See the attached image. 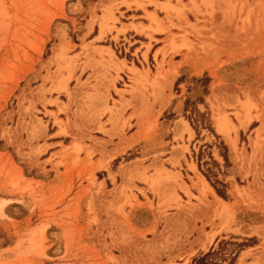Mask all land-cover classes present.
Masks as SVG:
<instances>
[{
	"label": "rangeland",
	"instance_id": "rangeland-1",
	"mask_svg": "<svg viewBox=\"0 0 264 264\" xmlns=\"http://www.w3.org/2000/svg\"><path fill=\"white\" fill-rule=\"evenodd\" d=\"M201 258L264 264V0H0V264Z\"/></svg>",
	"mask_w": 264,
	"mask_h": 264
},
{
	"label": "crops",
	"instance_id": "crops-1",
	"mask_svg": "<svg viewBox=\"0 0 264 264\" xmlns=\"http://www.w3.org/2000/svg\"><path fill=\"white\" fill-rule=\"evenodd\" d=\"M150 12H155V9H153ZM143 24L144 25H147V23H143ZM141 36H143L144 38H146L147 41H144L143 42V45H144L143 47H141V46H136L135 47V50L138 49V52L135 53V56H136L137 60H139V62L141 63V65L142 66H145L144 65L145 64L144 63V61H145L144 60V53L146 55V59L147 60L149 59L150 56L152 57L154 55V51H155V42H149L150 48L147 50L146 47H145V45L148 44L147 43L148 42V38L145 35H141ZM151 36L153 37V39H155V33L154 32L151 34ZM135 42H139V41H135ZM132 54H134V52ZM128 67H130V66H128ZM124 75H125V73H124ZM127 112L128 111H126L125 114H127ZM126 142H127V140L124 143H126ZM122 143L123 142H121L120 144H122Z\"/></svg>",
	"mask_w": 264,
	"mask_h": 264
},
{
	"label": "bare ground",
	"instance_id": "bare-ground-1",
	"mask_svg": "<svg viewBox=\"0 0 264 264\" xmlns=\"http://www.w3.org/2000/svg\"><path fill=\"white\" fill-rule=\"evenodd\" d=\"M137 75V74H136ZM221 120V118H220ZM220 120H217L216 123H217V127H218V130L221 132V131H224L225 128H224V125L223 123L220 121ZM223 133V132H222ZM224 133H227V132H224ZM223 133V134H224ZM135 140V139H134ZM232 142V141H231ZM231 145V144H230ZM233 146L234 143H233ZM199 184L201 186V190L205 193H210L212 195V197L219 203L220 207H222V209H225L226 208V203H224L221 199H219L215 193L213 192V190L208 186V184L205 182V180L202 178V177H199ZM213 237V236H212Z\"/></svg>",
	"mask_w": 264,
	"mask_h": 264
},
{
	"label": "trees",
	"instance_id": "trees-1",
	"mask_svg": "<svg viewBox=\"0 0 264 264\" xmlns=\"http://www.w3.org/2000/svg\"><path fill=\"white\" fill-rule=\"evenodd\" d=\"M197 263H198V264H204V260H203V258L199 259V260L197 261Z\"/></svg>",
	"mask_w": 264,
	"mask_h": 264
}]
</instances>
